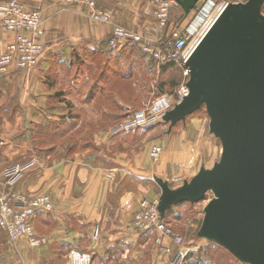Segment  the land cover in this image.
<instances>
[{"label": "crops", "instance_id": "obj_1", "mask_svg": "<svg viewBox=\"0 0 264 264\" xmlns=\"http://www.w3.org/2000/svg\"><path fill=\"white\" fill-rule=\"evenodd\" d=\"M5 1L0 0V4ZM20 1L27 8L41 10L45 52L32 71L14 65L10 74L0 79V169L35 151V142L45 141L37 130L47 124L56 129L51 136H61L64 121L70 127L84 120L101 122L105 126L101 125L102 130L107 129L110 119L123 115L111 114L109 105L126 111L131 104L145 103L142 87L137 84L150 79V87L156 89V77L168 72L169 67L159 69L150 54L131 46L124 52H107L113 25L93 20L88 8L81 4L65 0ZM97 9L108 12L115 24L143 34L155 46L164 42L173 28H185V13L180 5L171 9L170 23L165 29L156 18L152 0H99ZM14 37L13 32L0 28V55ZM99 57H104L105 62L97 68L93 62ZM133 80L134 94L127 101L122 90L126 82ZM161 90L164 91L163 87ZM170 97L166 92L161 96L165 105ZM94 106L99 108L94 111ZM103 132L91 135L102 136ZM42 147L39 151L47 153L40 159L42 166L36 173L24 176L15 188L27 194H51L55 209L36 221V231L44 228L47 234L43 235L47 240L44 246L16 244L23 263L39 264L43 259L61 257L80 248L99 258L112 247L125 250L135 245L138 238L132 229V215L143 198V174L152 172L145 166L144 173L140 151H134L132 157L124 150L111 158L103 153L96 165L88 153L57 158L50 154H61L62 146ZM0 249V264H9L13 244L1 229ZM156 259L158 264L169 263L165 254Z\"/></svg>", "mask_w": 264, "mask_h": 264}, {"label": "water", "instance_id": "obj_2", "mask_svg": "<svg viewBox=\"0 0 264 264\" xmlns=\"http://www.w3.org/2000/svg\"><path fill=\"white\" fill-rule=\"evenodd\" d=\"M185 17L200 0H175ZM264 0L229 2L185 62L188 95L163 116L169 131L205 108L221 158L173 188L161 189L162 219L183 203L212 197L203 209L198 239L226 249L242 264H264Z\"/></svg>", "mask_w": 264, "mask_h": 264}, {"label": "rangeland", "instance_id": "obj_3", "mask_svg": "<svg viewBox=\"0 0 264 264\" xmlns=\"http://www.w3.org/2000/svg\"><path fill=\"white\" fill-rule=\"evenodd\" d=\"M218 1V3L221 2V0ZM228 1L240 2L239 0ZM245 1L243 0L242 2ZM196 11L197 9L193 10L189 16L185 17V29L190 28L194 32V38H196L201 33L204 26L207 24L205 21L203 22L196 19ZM130 46L132 49H143V47L138 44H130L128 47ZM104 60V57H99L95 60V62H93V64L99 68L105 62ZM180 62H173V65L168 67V72H164L162 75L159 74L158 77H156V89L150 87L151 84H153V82L149 81L150 79H146V81L142 84H137L138 86L142 87V96H144L146 98L145 100H147L145 103L141 105L131 104L126 108V111H117L113 104L109 105L111 114L112 112H118L123 115L115 116L118 117L117 119H110L109 123L106 125L107 129L102 130L101 125L103 126V124H101V122L98 124L84 120L73 123L75 125L72 127H70L68 121L62 122V128L64 131L61 136H51V134H54L53 132H56V129L53 127V125L49 126L47 124L46 127L37 130L44 135L41 139L45 138V141H47L45 143L41 140L42 145L45 144L46 146H52L58 144V146H62L64 152L62 151L61 154H50L52 156L55 155L57 158L61 155L69 158L74 157L77 154L86 155V153H88V158L94 160V163L97 165L101 161V158L103 159L104 154L109 156L108 158H111L114 156V154L116 155V153L124 150L126 155H131L132 157L134 151L136 153L140 151L144 173L146 171L145 166H148V168L152 169L150 170L152 172L148 173V175L145 176V174H143V198L140 202V208L137 209L132 215L131 225L135 235L138 238L137 243L135 245H131L130 249L126 248L125 250L122 248L112 247L108 250L106 255L102 257L99 256V258H96L94 256L95 254L90 252L92 255V264H158V260L154 259L159 258V256L163 253L161 254V252H159L158 248L156 247L154 243V237L150 238L144 232H140L135 225V216L142 208L143 202L145 200L155 202L159 200L161 195V190L155 183L154 176L168 180L173 188H178L185 180L192 179L199 172L202 166H205L206 168H212L214 164L221 158V142L209 132L210 120L205 108H202L188 116L185 122L177 123L171 131H169V123L164 122L161 118L162 113L165 111L167 112L174 107V104L172 103L168 104V106H165L161 96L165 92L172 96L181 84L188 81L189 77L184 75V69L186 68H184L183 64ZM160 68H162V66H159V69ZM89 76L90 75L87 76L88 82L91 79V76ZM111 81L115 80L113 79ZM79 83L85 82L79 81ZM133 83L134 80L126 82L122 90L127 101H129V98L134 94ZM165 84L169 86L167 89H165L163 86ZM162 87L165 92L161 90ZM151 92L152 94L149 97V93ZM98 108L99 106H94V111H96ZM82 109L83 111L85 110L84 108ZM139 111L144 112V117L153 115L157 116L158 120L148 124L146 122L137 125L136 127H132L118 134L112 133L116 126L129 121L132 119L135 113ZM103 127L105 128V126ZM101 131H104L102 136L91 135L93 133H100ZM35 144V151L29 153L26 156H21L18 160L12 161L11 163L6 164V166H1L0 173L2 178L0 176V194L5 190L4 180L6 179L4 178V171L8 166L14 164L25 165L31 160H36L37 167L34 170L28 172L25 176L36 173L39 170V166H42V161L40 159L44 158V156L46 157L47 153H45L43 150L39 151L40 148L43 149L41 144H37L36 142ZM37 145L40 147H37ZM154 146L162 147V152L157 159H153L150 156L151 149ZM15 187L13 188L14 190L22 192ZM24 194L35 196L49 193L37 192L34 194ZM49 195L51 196V194ZM211 197L212 195L209 194L207 195L206 200L199 203H184L178 207H174L169 216H167V222L172 226L174 232L177 235H180L184 238L186 248L192 252L191 264L196 262V257L200 254L202 249H207L210 247V243L208 241L197 238V233L204 218L203 209ZM36 232H38V229ZM38 233L42 238L43 235L46 234L44 228H40ZM79 250L82 251L83 249L80 248ZM70 252L67 251L65 252L64 256L52 257L50 260L43 259V261H41L39 264H71L69 258ZM0 254L2 255V252ZM218 254H215V256L213 255L214 258H212L213 261L218 258L219 264H226L225 258L226 260H229L228 264H242L225 251L224 253L222 252L224 255L222 258ZM8 257H10L9 253ZM22 259H24V257L19 255L16 244H13L12 261H8V263L24 264ZM168 264H170V258Z\"/></svg>", "mask_w": 264, "mask_h": 264}, {"label": "built area", "instance_id": "obj_4", "mask_svg": "<svg viewBox=\"0 0 264 264\" xmlns=\"http://www.w3.org/2000/svg\"><path fill=\"white\" fill-rule=\"evenodd\" d=\"M69 4H81L88 8L90 17L98 22L112 24V35L106 46L107 52H124L130 44H138L150 54L158 66L172 62L183 64L184 75L189 77V71L185 62L194 50L203 32L209 28L212 22L229 3L228 0H200L197 4L196 19L205 21L201 33L194 38V32L190 28H173L165 42L155 46L141 33L115 24L108 12L97 9L99 0H65ZM242 2L243 0H239ZM245 1V0H244ZM155 7V15L160 26L165 29L169 26L171 9L178 6L175 0H152ZM0 28L13 32L14 40L11 41L0 55V79L10 74L12 67L26 71H32L45 52L42 41L44 29L42 25L41 10L30 9L24 6L20 0H6L0 4ZM204 32V33H205ZM180 57V59H179ZM189 93L187 82L181 84L174 94L168 99V104H178ZM166 111L162 113V119ZM157 116L144 117V112H136L129 121L116 126L112 131L118 134L143 123L157 121ZM112 134V135H113ZM162 152V147L154 146L150 156L157 159ZM37 167V161L31 160L25 165L14 164L4 171L5 190L0 194V229L5 232L12 244L24 242L32 248H40L46 244V239L36 232V221L45 215L51 214L55 204L49 194L35 196L26 195L13 188L30 171ZM135 225L140 232H144L150 238L154 237V243L159 252L170 258V264H191V251L186 248L184 238L177 235L172 226L162 219L158 211V200L155 202L144 201L142 208L135 216ZM71 264H92L90 252L73 249L70 252Z\"/></svg>", "mask_w": 264, "mask_h": 264}, {"label": "trees", "instance_id": "obj_5", "mask_svg": "<svg viewBox=\"0 0 264 264\" xmlns=\"http://www.w3.org/2000/svg\"><path fill=\"white\" fill-rule=\"evenodd\" d=\"M173 65V62L172 63H169V64H166V65H162V67H165V66H171ZM38 135V134H37ZM38 138V136H37ZM45 143L47 141H44ZM42 145V144H41ZM39 145H37L38 147ZM40 147V146H39ZM38 149V148H37ZM184 204V203H183ZM179 206V205H178ZM178 206H175V207H178ZM174 208V207H173ZM172 208V209H173ZM172 209H170L168 212H167V215H166V218L165 220L167 221V216H169V214L171 213ZM43 217V216H42ZM41 218V217H40ZM210 243V247L207 248V249H202L200 251V254L197 255V260L194 264H219V260L218 258H216L215 261H213V258L215 256V254L217 255L218 253H221V254H218L219 256H224L222 254V252L224 253L227 252L231 257H233L235 260H237L234 256H232L226 249H224L223 247H221L220 245L216 244V243H213V242H209ZM214 255V256H213ZM213 257V258H212ZM217 257V256H216ZM228 261L229 260H226L225 258V263L228 264ZM238 261V260H237ZM224 263V262H223Z\"/></svg>", "mask_w": 264, "mask_h": 264}, {"label": "bare ground", "instance_id": "obj_6", "mask_svg": "<svg viewBox=\"0 0 264 264\" xmlns=\"http://www.w3.org/2000/svg\"><path fill=\"white\" fill-rule=\"evenodd\" d=\"M205 32V31H204ZM204 32H203V34H204Z\"/></svg>", "mask_w": 264, "mask_h": 264}]
</instances>
